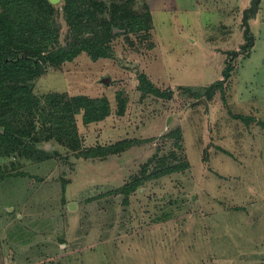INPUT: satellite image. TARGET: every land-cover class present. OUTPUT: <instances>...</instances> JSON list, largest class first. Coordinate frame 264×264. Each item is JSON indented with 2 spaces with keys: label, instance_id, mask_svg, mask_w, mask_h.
Here are the masks:
<instances>
[{
  "label": "rangeland",
  "instance_id": "1",
  "mask_svg": "<svg viewBox=\"0 0 264 264\" xmlns=\"http://www.w3.org/2000/svg\"><path fill=\"white\" fill-rule=\"evenodd\" d=\"M147 1L150 35L123 34L115 57L83 52L32 80L41 105L49 92L85 93L108 96L113 111L89 124L77 115L75 150L51 139L32 154L0 156V264H264V0L249 14L245 52L251 0ZM229 65L210 99L180 88L209 85ZM141 71L172 97L143 94ZM126 137L149 141L80 154ZM146 162L148 172L187 167L146 181L125 203L116 189ZM18 169L33 177L1 176Z\"/></svg>",
  "mask_w": 264,
  "mask_h": 264
},
{
  "label": "trees",
  "instance_id": "2",
  "mask_svg": "<svg viewBox=\"0 0 264 264\" xmlns=\"http://www.w3.org/2000/svg\"><path fill=\"white\" fill-rule=\"evenodd\" d=\"M66 26L65 42L62 29ZM153 18L147 0H0V156L32 154L34 144L54 139L71 149L80 147L77 115L89 124L106 119L112 113L106 95L85 93L66 95L49 92L46 105L32 88V80L46 71L48 64L58 66L86 52L92 60L115 57L112 42L125 34H151ZM130 40V39H129ZM133 41L132 39L130 40ZM150 47L153 44H149ZM44 57L45 63L41 60ZM232 65L224 69V77L204 87L181 85L195 98H212L223 89ZM138 88L171 98L173 90L162 89L144 71L137 75ZM126 99L118 93L117 113L125 112ZM37 116L41 122L37 127ZM246 119V117H245ZM249 119V118H247ZM149 141L148 138L126 137L108 144L82 149L85 157L121 153ZM144 163L140 173L118 187L125 203L129 194L146 181L171 174L187 167L184 163L165 165L148 172ZM30 175L29 171H1V176Z\"/></svg>",
  "mask_w": 264,
  "mask_h": 264
},
{
  "label": "water",
  "instance_id": "3",
  "mask_svg": "<svg viewBox=\"0 0 264 264\" xmlns=\"http://www.w3.org/2000/svg\"><path fill=\"white\" fill-rule=\"evenodd\" d=\"M53 3H56L60 0H50ZM260 0H251V5L249 7H246L243 10V23L245 24V36H246V43L243 45V49L241 50V52H245L248 49V45L254 43V36L249 33L250 32V25H249V21H248V17L249 14L251 13H257V9H258V2ZM240 51L236 50L233 51V55L235 54H239ZM41 60L45 63V59L44 57L41 58Z\"/></svg>",
  "mask_w": 264,
  "mask_h": 264
}]
</instances>
